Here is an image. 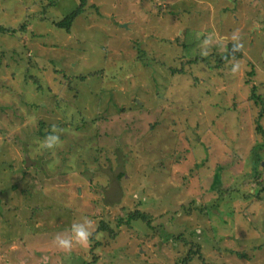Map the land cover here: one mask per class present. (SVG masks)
Wrapping results in <instances>:
<instances>
[{
  "label": "rangeland",
  "instance_id": "obj_1",
  "mask_svg": "<svg viewBox=\"0 0 264 264\" xmlns=\"http://www.w3.org/2000/svg\"><path fill=\"white\" fill-rule=\"evenodd\" d=\"M78 4L0 0V264H264V0H88L59 29Z\"/></svg>",
  "mask_w": 264,
  "mask_h": 264
},
{
  "label": "trees",
  "instance_id": "obj_2",
  "mask_svg": "<svg viewBox=\"0 0 264 264\" xmlns=\"http://www.w3.org/2000/svg\"><path fill=\"white\" fill-rule=\"evenodd\" d=\"M87 1L88 0H79V6H78V9L75 11V12H72V13H70L69 15H67L66 17H64L59 23H58V25H57V27L59 28V29H62V30H64L65 32H67V33H71L72 32V26H73V24H74V22H75V20H76V18L79 16V15H81L83 12H84V8H85V6H86V3H87ZM233 57H235V58H242V55H241V53H239V52H233V49L230 51V53H228V54H226L225 56H223L222 58H220L219 60H218V64H219V66L218 67H221L223 64H225V63H227V62H229ZM174 73V72H173ZM31 78H34L33 76L31 77ZM85 77H81L80 79L82 80V79H84ZM70 87V86H69ZM255 91V88L253 89V92ZM251 99L252 100H254V101H257V99H260V97L259 96H257V95H255V93L252 95V97H251ZM78 101V99H76L75 100V102H77ZM30 107L31 108H36L37 107V105L36 104H30ZM40 107V106H39ZM73 121H70V122H74V121H76V118L75 117H73V119H72ZM78 123H80V124H82L81 122H79L78 121ZM73 124V123H72ZM82 126H83V129H87V126H88V124H86V123H83L82 124ZM51 131H47V132H42L41 130L38 132V135L40 136V138H45L46 137V135H48L49 133H50ZM256 158V161H258V156L257 157H255ZM38 167H43V164H42V161L41 160H39L38 159ZM260 161H261V157H259V162H257V163H260ZM46 172V171H45ZM232 190V189H231ZM230 190V198H233V195H234V193H235V191L236 192H239V191H241V190H239L238 188H235L234 190H232L231 191ZM247 194V196L245 197L246 199L247 198H250V194H248V193H246ZM244 198V199H245ZM151 216L150 215H146V214H141L140 212H134V213H132V214H130L129 216H128V219H127V221H125L124 220V218H118L117 219V222H119V223H127V225H130L132 222H135V221H138V220H141V221H143V222H145V223H147V224H149L150 225V218ZM118 227H119V225H118ZM114 231H116L115 230V228L112 226H110V224L108 223V222H106V221H101V222H99V226H98V233H100V235H102V234H104V232H108V235H109V237H110V235H112V238L111 239H115L116 238V235H118V233L116 232V234L114 233ZM180 239H183L184 241H186L184 238H183V235H180V236H178V240H180ZM95 239H93V241H94ZM94 242H96V241H94ZM103 245H105V244H103V243H101L100 241L99 242H96L95 244H94V246H92L93 247V250L95 251V252H101L100 250H102L103 249ZM97 254V253H96ZM193 254V253H192ZM95 258H96V256H95ZM193 256L191 255V256H187L185 259H183V262H184V264H190V262H191V260H193ZM79 260V263L80 264H85L84 263V261H83V259L82 260H80V259H78Z\"/></svg>",
  "mask_w": 264,
  "mask_h": 264
},
{
  "label": "clouds",
  "instance_id": "obj_3",
  "mask_svg": "<svg viewBox=\"0 0 264 264\" xmlns=\"http://www.w3.org/2000/svg\"><path fill=\"white\" fill-rule=\"evenodd\" d=\"M233 51H238L242 44L238 42V37L233 36ZM240 70L239 63H233L230 72L233 74L238 73ZM61 143L60 136L57 134L56 126H52V131L46 135L44 140L40 143V147L45 150H55ZM93 221L88 217H82L71 223L67 229V234H58L54 239V244L61 250L71 251L76 245L85 247L90 241L92 236Z\"/></svg>",
  "mask_w": 264,
  "mask_h": 264
},
{
  "label": "water",
  "instance_id": "obj_4",
  "mask_svg": "<svg viewBox=\"0 0 264 264\" xmlns=\"http://www.w3.org/2000/svg\"><path fill=\"white\" fill-rule=\"evenodd\" d=\"M161 1H165V0H161ZM26 162H27V166L29 165V163H32V161L30 160V158L28 156H26ZM121 196H122V193L118 189L117 184L112 186L111 189H109V191L107 192L108 202L115 203V202L119 201Z\"/></svg>",
  "mask_w": 264,
  "mask_h": 264
},
{
  "label": "flooded vegetation",
  "instance_id": "obj_5",
  "mask_svg": "<svg viewBox=\"0 0 264 264\" xmlns=\"http://www.w3.org/2000/svg\"><path fill=\"white\" fill-rule=\"evenodd\" d=\"M109 191V190H108ZM107 194V193H106ZM107 200H108V198H107Z\"/></svg>",
  "mask_w": 264,
  "mask_h": 264
}]
</instances>
